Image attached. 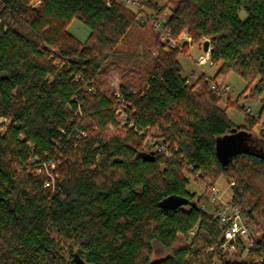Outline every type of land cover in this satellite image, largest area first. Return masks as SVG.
<instances>
[{
	"label": "trees",
	"instance_id": "obj_1",
	"mask_svg": "<svg viewBox=\"0 0 264 264\" xmlns=\"http://www.w3.org/2000/svg\"><path fill=\"white\" fill-rule=\"evenodd\" d=\"M134 1L169 38L209 40L215 78L189 84L185 49L158 36L145 81L108 94L100 77L126 60L137 12L117 0H0V264H264V127L252 133L262 114L243 108L249 128L236 126L212 88L234 72L264 106V0H167L164 20L166 5ZM75 19L86 42L68 30ZM234 129L244 147L222 166L216 141ZM186 174L234 181L232 203L262 231L242 262L220 249L224 226ZM157 250L167 256L152 260Z\"/></svg>",
	"mask_w": 264,
	"mask_h": 264
},
{
	"label": "rangeland",
	"instance_id": "obj_2",
	"mask_svg": "<svg viewBox=\"0 0 264 264\" xmlns=\"http://www.w3.org/2000/svg\"><path fill=\"white\" fill-rule=\"evenodd\" d=\"M154 1L158 2V4L161 6L166 5V9L160 20L167 19L172 10L175 8V5L167 3V0ZM38 3L39 1H37L36 4ZM127 8L132 9L130 7ZM135 9L132 10L137 12L139 25L131 28L129 34L121 45V48L124 52L123 56L126 57V60L109 63L106 71L100 77L104 87L103 89L108 94H111L113 91L118 92L120 85L127 81H131L136 85L143 83L147 76V70L151 61L150 57L146 56V54L150 51L152 57L158 55L157 49L153 47L154 39L156 40V38L159 36L160 42H165L164 35L166 33H164V31H162L160 28H158L159 30L157 29L156 26L158 23L157 19L153 17V13L141 7H139V10ZM240 17L245 19L246 14L244 11L240 13ZM68 30L81 42H86L90 35L89 28L77 19L71 22ZM189 38H191V36H189L188 33L183 32L180 37L174 39L176 40L179 48L185 49V53L181 54L179 57V61L184 69V77L189 78V84H193L202 74H205L208 78H215L219 67L211 66L209 63L203 68H198L196 66V60L204 52L200 44L193 42L192 38L191 40L193 43L191 44ZM203 41L204 39L201 40V45ZM217 82L223 83L224 87L226 88V92L222 96L220 107H227V116L230 121H232L236 126L249 128L247 114L244 112L243 108L246 110V112L248 109H250L252 111L251 115L253 116L261 113V122L252 129L254 136L255 134L259 133L264 127V106L261 99H256L249 96V91L245 93L247 90V83L234 72L219 76ZM186 176L190 181L189 191L197 194V196H204L205 199L202 201L201 205H206L209 212H212L214 207H218V205L212 206L210 203L211 195L209 186H215L218 189L220 200L232 202V186L234 184L233 180H228L222 176L217 178L213 184L211 180L200 182L196 176L190 174H186ZM249 226L255 238H259L262 235V231L255 224L251 223ZM239 250L238 252L242 257L238 258L237 262H242L247 252L245 249L244 252ZM214 251L215 248L207 249L208 253H212ZM166 256L167 252L157 250L153 254L152 260H158ZM215 264H222L218 257H215Z\"/></svg>",
	"mask_w": 264,
	"mask_h": 264
},
{
	"label": "built area",
	"instance_id": "obj_3",
	"mask_svg": "<svg viewBox=\"0 0 264 264\" xmlns=\"http://www.w3.org/2000/svg\"><path fill=\"white\" fill-rule=\"evenodd\" d=\"M116 0H107L108 5ZM121 2L126 7H130L132 9H138L139 6L135 3L134 0H117ZM135 9V10H136ZM158 23V24H157ZM157 29L160 28L162 30L161 22H157ZM159 30V29H158ZM165 41H168L171 47H178L176 40L169 38L167 34L164 35ZM190 43L192 44L191 38H189ZM206 41V40H204ZM203 41V42H204ZM202 42V44H203ZM212 65V60L210 53H203L196 60V66L198 68H203L207 64ZM212 88L216 91L226 92V88L222 83H214ZM119 96V94H117ZM247 112L251 114V110L248 109ZM54 182V178H51V183ZM50 181L47 182V186H50ZM207 184V183H206ZM210 195H211V205L218 207H214L212 212L207 210L206 205L202 204V208L206 210L208 213L217 217L220 223L224 226V241L220 247L223 252L234 254L237 253L241 246H244L246 251H250L254 246L253 234L251 232L250 226L247 223L246 214L232 202H226L220 200L219 191L215 186H209ZM257 261L260 263H264V255H260L257 257Z\"/></svg>",
	"mask_w": 264,
	"mask_h": 264
},
{
	"label": "water",
	"instance_id": "obj_4",
	"mask_svg": "<svg viewBox=\"0 0 264 264\" xmlns=\"http://www.w3.org/2000/svg\"><path fill=\"white\" fill-rule=\"evenodd\" d=\"M202 50L205 53H211L210 41L206 40L202 44ZM244 147V135L243 133H237L234 129L232 134L226 135L217 139L216 141V156L222 166H227L233 158L241 152ZM147 159L150 161L154 160L152 154L147 155Z\"/></svg>",
	"mask_w": 264,
	"mask_h": 264
}]
</instances>
